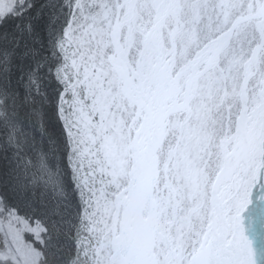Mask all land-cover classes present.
<instances>
[{"label": "snow or ice", "instance_id": "snow-or-ice-1", "mask_svg": "<svg viewBox=\"0 0 264 264\" xmlns=\"http://www.w3.org/2000/svg\"><path fill=\"white\" fill-rule=\"evenodd\" d=\"M0 264H264V0H0Z\"/></svg>", "mask_w": 264, "mask_h": 264}]
</instances>
